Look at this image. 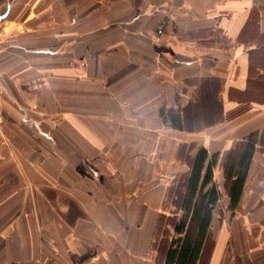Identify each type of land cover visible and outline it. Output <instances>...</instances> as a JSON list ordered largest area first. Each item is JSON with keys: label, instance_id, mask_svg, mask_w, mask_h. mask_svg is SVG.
<instances>
[{"label": "crops", "instance_id": "crops-1", "mask_svg": "<svg viewBox=\"0 0 264 264\" xmlns=\"http://www.w3.org/2000/svg\"><path fill=\"white\" fill-rule=\"evenodd\" d=\"M260 47L264 0H0V264H155L199 146L223 195L206 264H264V145L232 215L222 170L264 130V101L241 100ZM204 79L222 119L164 126L162 106L204 110Z\"/></svg>", "mask_w": 264, "mask_h": 264}, {"label": "trees", "instance_id": "trees-1", "mask_svg": "<svg viewBox=\"0 0 264 264\" xmlns=\"http://www.w3.org/2000/svg\"><path fill=\"white\" fill-rule=\"evenodd\" d=\"M251 30V29H250ZM255 30H251V34ZM248 78L241 94L242 102L264 101V47L249 52ZM219 84L215 79L199 82L196 110H159L164 126L177 131L193 128L197 121L210 126L219 122L223 115L215 95ZM264 145V130L261 134L250 133L236 148L224 155L222 170L223 189L228 198V211L233 214L238 205L255 146ZM193 156H188V172L174 180L169 186L166 203L169 215H162L156 223L153 249L157 252L155 264H206L212 251L211 220L214 209L220 203L221 195L214 181L213 171L220 155H208L204 147H192Z\"/></svg>", "mask_w": 264, "mask_h": 264}, {"label": "rangeland", "instance_id": "rangeland-1", "mask_svg": "<svg viewBox=\"0 0 264 264\" xmlns=\"http://www.w3.org/2000/svg\"><path fill=\"white\" fill-rule=\"evenodd\" d=\"M263 92H264V91H263ZM262 94H264V93H262ZM263 96H264V95H263ZM5 181H6V180L3 179V181H2V183H3L2 185H3V186H4ZM221 199H223V195H221ZM219 206H220V207L222 206V202H221V201H220V205H219ZM214 212L217 213V212H218V209L216 208ZM226 217H228V214L226 215Z\"/></svg>", "mask_w": 264, "mask_h": 264}]
</instances>
